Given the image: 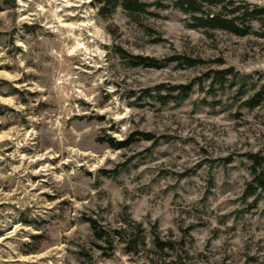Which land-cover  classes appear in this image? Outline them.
<instances>
[{"label":"rangeland","instance_id":"obj_1","mask_svg":"<svg viewBox=\"0 0 264 264\" xmlns=\"http://www.w3.org/2000/svg\"><path fill=\"white\" fill-rule=\"evenodd\" d=\"M193 1L0 0V264H264V0ZM245 10L246 36L194 20Z\"/></svg>","mask_w":264,"mask_h":264},{"label":"trees","instance_id":"obj_2","mask_svg":"<svg viewBox=\"0 0 264 264\" xmlns=\"http://www.w3.org/2000/svg\"><path fill=\"white\" fill-rule=\"evenodd\" d=\"M157 4L162 3L166 0H155ZM97 3L99 5H103L101 8V11L104 16L111 13L117 6H121L125 11L131 13V14H141L145 13L147 11V8H149V5L144 2V0H97ZM195 2L193 0H176L177 7L185 12V13H191V12H200L201 10L194 6ZM106 5L107 7H110L109 11H106ZM105 12V13H104ZM259 13L253 11L250 12L249 10H245L243 12L239 11L238 16L234 17L233 19H226L223 17L222 14L214 15V16H207V17H195L194 20L196 23H198V27L202 28H208L213 30H224L231 32L238 36H246L250 33V25L247 23L252 22L253 20L258 19ZM242 22L245 26L244 29L240 28L237 24V22ZM247 24V25H246ZM138 65H144L146 67L150 68H157L158 65L154 63L151 60L144 59V58H138L137 59ZM182 93L179 96H169L167 97H161L164 101L163 103H168L170 101H175L178 104H181L184 100L187 99L190 88H181ZM259 97V95H258ZM255 96V99L249 101L248 105L250 107H256L259 105L261 98ZM148 137V136H146ZM124 145H118L114 146V148L121 149ZM250 159L253 162L252 165V181L249 183V188L252 190L251 196L255 195L258 191H261L264 193V157H260L259 155H251ZM91 227L94 230V233L97 236V240L102 241L104 243L108 242V238L110 236L115 237V239H118L126 247H132L130 248L129 252H136L137 249L140 246L144 245V239L141 237L142 231L141 226L134 223V222H126L125 225L122 227L113 230V233L106 232L103 228L98 227L97 224L94 221H91ZM114 239V238H113ZM156 244L158 245L159 249H170L171 243H162L159 238L156 239Z\"/></svg>","mask_w":264,"mask_h":264}]
</instances>
